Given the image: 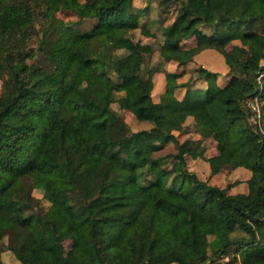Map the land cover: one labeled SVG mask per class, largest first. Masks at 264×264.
I'll use <instances>...</instances> for the list:
<instances>
[{"label":"trees","instance_id":"trees-1","mask_svg":"<svg viewBox=\"0 0 264 264\" xmlns=\"http://www.w3.org/2000/svg\"><path fill=\"white\" fill-rule=\"evenodd\" d=\"M168 1L176 7L161 32L163 61L183 65L213 47L227 77L219 82L218 71L203 68L179 81L183 68L165 69L154 100L157 66L144 68V52L126 33L146 31L145 6L0 0V68L8 74L0 93V239L4 223L20 225L8 247L22 264H264L256 252L264 231V63L253 57L264 36V0L160 3ZM58 8L95 21L81 27L56 16ZM35 10L50 26L39 43L40 62L31 66L26 43ZM188 37L195 41L186 46ZM125 42L132 48L121 54ZM90 74L95 79L83 83ZM254 95L259 124L247 105ZM82 104L91 106L88 115ZM121 109L140 126L132 129ZM168 126L196 136L179 139ZM205 138L213 139L215 153L204 154ZM168 141L176 150L155 156ZM187 155L206 159L211 174L248 168L247 190L228 191L238 179L220 185L199 177L186 166ZM34 187L42 189L40 198Z\"/></svg>","mask_w":264,"mask_h":264},{"label":"rangeland","instance_id":"rangeland-1","mask_svg":"<svg viewBox=\"0 0 264 264\" xmlns=\"http://www.w3.org/2000/svg\"><path fill=\"white\" fill-rule=\"evenodd\" d=\"M82 1V0H81ZM133 4L135 6L146 7V11L141 15L140 22L144 24V29L146 31L141 30V28L136 27L134 29H129L126 31L128 35H130L133 40L136 42L137 47L144 52V68L146 67H154L157 66V69H154L152 72L153 78V87L151 90V95L154 100L159 98V95L164 87V76L165 69L169 70H180L184 69L185 72L183 75L179 76L177 80L182 81L187 77H197L202 73L203 68H208L212 70H216L219 73L218 80L222 82L225 80L226 71H227V63L222 55V53L218 52L213 47H205L194 54L193 58L183 65L177 64L176 61L170 60L168 62H164L162 57L159 54V48L162 40V29L163 26L169 24L174 17L176 4L174 1H168L165 4L160 3V0H133ZM56 16L60 17L64 21H78V24L81 27L88 28L94 23V18L85 17L79 20V16L77 13L70 8H58L55 12ZM50 26V20L44 17L38 10H35L31 13V22H30V34L26 43V60L28 64L34 66L39 64L40 62V50L39 43L43 36L44 31L47 27ZM142 28V29H143ZM207 31V27L204 28ZM195 39L193 37H188L185 40H182V43L186 46L193 44ZM234 41L232 40L228 43L227 46H230ZM132 46L125 42V49H120V53L123 54L126 51L130 50ZM264 36L258 38V42L253 50V57L255 61L262 65L264 63ZM162 66V67H161ZM163 68V69H161ZM95 79L94 75H84L82 77L83 83H89ZM8 80L7 70L5 68H0V93H2L5 89L6 82ZM195 85H201V81L197 80ZM205 84V82H203ZM202 83V84H203ZM197 88L196 86L191 87L190 90ZM175 93L177 96H182L185 93V87H177L175 89ZM201 91V90H200ZM113 107L117 108L115 103H111ZM91 106L82 104L81 110L85 115H88ZM120 113L123 115L124 119L127 121L129 126L132 129L138 128L139 122L133 113L127 109H121ZM167 129L173 131L174 133H178L179 139H183L186 135L196 136L195 132H187L182 133L178 132L176 126H168ZM204 145V154L210 155L214 152V143L213 139L205 138L203 140ZM176 150V146L172 141H168L163 147L153 151L155 156L158 155H166L168 153L174 152ZM171 164V157H165V165L169 166ZM186 166L195 171L197 175L201 178H208L210 181H215L220 185H224L229 181H233L234 179H238L239 182L233 184V186L228 188V191L231 190H241L244 187V180L250 173V170L246 167L239 166L234 169H228L220 171L218 174H209L210 168L208 161L201 157L192 158L187 155L186 158ZM233 179V180H232ZM244 182V183H243ZM158 193L165 196L167 199L180 202L187 203V201L175 194L170 193L162 188L154 187L153 188ZM32 194L36 197H41L42 189L34 187L32 189ZM44 204L47 203L44 199H42ZM20 227L19 224L15 222H6L3 225V237L0 239V255L4 262V264H22L8 247V244L14 238V232ZM259 235L262 237V244L256 247V252L264 255V231H260ZM70 243L69 239H65L64 244L68 246ZM27 251H30V248H26Z\"/></svg>","mask_w":264,"mask_h":264},{"label":"built area","instance_id":"built-area-1","mask_svg":"<svg viewBox=\"0 0 264 264\" xmlns=\"http://www.w3.org/2000/svg\"><path fill=\"white\" fill-rule=\"evenodd\" d=\"M247 105H248L250 111L255 116L257 123L259 124L260 123V109H259V103H258L257 95L250 97L247 101Z\"/></svg>","mask_w":264,"mask_h":264},{"label":"crops","instance_id":"crops-1","mask_svg":"<svg viewBox=\"0 0 264 264\" xmlns=\"http://www.w3.org/2000/svg\"><path fill=\"white\" fill-rule=\"evenodd\" d=\"M172 70H174V69H172ZM203 82H204V81H201V85H202V86H204V83H203ZM202 83H203V84H202ZM213 147H214L215 150H214V152H212V153H215V152H216V148H215V146H213ZM212 153H211V154H212ZM207 155H208V154H207ZM237 167H239V166H237ZM235 168H236V167H235ZM232 169H234V168H232ZM218 173H219V172L214 173V174H218ZM209 174L211 175V173H209ZM249 174H250V173H249ZM249 174H248V176H249ZM248 176H247V177H248ZM247 177H246V178H247ZM246 178H245V179H246ZM232 180H233V179H232ZM212 182H215V181H212ZM244 182H245V180H244ZM244 182H243V183H244ZM215 183H216V182H215ZM218 184H219V183H218ZM232 186H233V185H232ZM232 186H231V187H232ZM246 190H247V184H246V182H245V183H244V187H243V189H241V190H231V191H229V192H238V191H246Z\"/></svg>","mask_w":264,"mask_h":264}]
</instances>
